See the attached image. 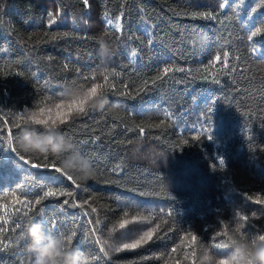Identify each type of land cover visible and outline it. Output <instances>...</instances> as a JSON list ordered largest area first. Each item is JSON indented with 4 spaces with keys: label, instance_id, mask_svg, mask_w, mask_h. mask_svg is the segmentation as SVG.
Segmentation results:
<instances>
[{
    "label": "trees",
    "instance_id": "obj_1",
    "mask_svg": "<svg viewBox=\"0 0 264 264\" xmlns=\"http://www.w3.org/2000/svg\"><path fill=\"white\" fill-rule=\"evenodd\" d=\"M222 2L0 0V120L5 122L0 124V205L12 203L2 199L5 193L34 202L49 189L72 192L42 200L29 215L50 236L75 231L73 246L91 264H165L170 256L169 264H191L183 254L192 249L181 247L189 231L197 237L196 264L203 249L229 260L233 248L217 233L225 225L231 232L237 213L249 217L240 221L246 235L264 234V203L257 202L264 200V32L247 39L250 31L264 28V0H227L221 10ZM204 13L215 18H204ZM117 17L119 30L107 23L112 19L115 24ZM197 34H207V44L190 43ZM102 43L109 54H102ZM132 50L137 51L134 60ZM223 51L229 52V69L236 71L220 76L216 84L200 70ZM221 66L222 60L216 68ZM165 67L184 71L163 76ZM105 70L120 74L111 79L117 89L126 86L129 95L109 91L103 109H89L60 125L97 170L95 179L74 185L43 166L42 159L17 150L21 128L13 127L14 115L36 111L42 101L49 107L61 103L71 87L101 83ZM93 75L96 81L89 79ZM136 125L145 128L142 138ZM219 156L226 161L224 168ZM79 204L85 208L73 206ZM41 212L55 228L43 222ZM140 215L150 220H133ZM27 220L21 212L2 225L7 231L0 239L12 243L0 251V264H35ZM122 221H128L124 229L118 227ZM157 224L151 241L122 249ZM96 237L111 245L105 246L107 256Z\"/></svg>",
    "mask_w": 264,
    "mask_h": 264
},
{
    "label": "snow or ice",
    "instance_id": "obj_2",
    "mask_svg": "<svg viewBox=\"0 0 264 264\" xmlns=\"http://www.w3.org/2000/svg\"><path fill=\"white\" fill-rule=\"evenodd\" d=\"M83 3L85 5L88 4V0H83ZM227 5V0H223V2L220 4V9L223 10ZM51 19L49 21L50 24H54L56 22V17L52 16V14H49ZM108 12L106 11L104 13V16L107 18L108 17ZM204 18H209V19H214L215 17L210 14V13H204L200 14ZM120 17L116 18L115 24H113L112 19H108L107 23L110 25H113L116 29H120L121 25L119 23ZM147 31V29H146ZM261 32H264V28H256L254 31H250L247 39L248 40H253L254 37H256L258 34ZM253 52L255 51V47L253 46ZM131 58L134 60L137 57V51L132 50L130 52ZM222 60V66L217 69L216 64L217 62H220ZM173 71H184L182 68H170V67H165L163 69V76H167L168 73L173 72ZM202 73H209L212 76V80L214 83L219 84L221 80L219 79L220 76H227L230 75L232 72H235V68L229 69V52L228 51H223L222 55L220 52H217L215 55L214 60L206 66L204 69L200 70ZM100 75L103 77V80L101 83H92L90 87L85 88L84 85L78 86L79 89L83 90L82 95H75L71 96L68 99L62 101L61 103L55 104L51 107H49L44 101L41 102V105L37 106L36 111L28 112L25 111L24 113H19L14 115L13 119V127L15 128H21L22 125L28 123L30 120L34 124L42 125V124H51L53 126H60L64 125L69 121L70 119H74L75 116H79L81 114H87L89 109H94L90 107V102L94 100L97 96L101 94L107 95L109 91L113 93V95H121V96H126L129 95V93L126 91V86H124V90L117 89L115 82L111 79V77H119V73L117 72H108L105 70L104 72H101ZM163 76H157L155 79H163ZM201 78L203 79H209V75H203ZM92 81H96V76L93 75L89 78ZM153 83H155V80H153ZM147 82H144L141 85V88L146 87ZM140 89H137V92H139ZM213 107L210 105L208 108V112L212 113ZM55 114V115H54ZM172 113H166V116H171ZM114 119H119V117H114ZM5 122L0 120V124H4ZM158 125H147V127H154ZM136 129H139L140 132V137L142 138L145 132V128L141 127L140 125L135 126ZM135 130V129H133ZM9 132H11V129H9ZM18 135V134H17ZM70 137V136H69ZM71 138V137H70ZM194 139H199V136L194 137ZM208 140H213L214 137L213 135L209 134L207 135ZM86 142V141H84ZM83 143V142H82ZM184 144H187L188 141L184 140ZM8 145L9 147H12L13 145V138L11 135L9 136L8 139ZM14 150V149H13ZM35 159H42L44 162L43 166H50L53 167L54 170L58 173H62L63 176H66L68 180H70L74 185L77 184V181L71 176L68 175L62 168L58 166L57 159L52 158L49 160V157H34ZM21 159H24L23 156H21ZM218 162H219V167L224 168L226 161L223 156L217 157ZM28 162V161H25ZM37 165H33V167H36ZM117 169H114L116 171ZM26 195V194H25ZM56 195H64V196H73L74 194L72 192H64V191H57L54 189H49L48 191L44 192L43 195L40 197V199L33 201L29 200H24L20 199V197L17 196L16 192L12 193H5L3 196V200H11V204H4L0 205V208H3V214H0V237L3 236V233L7 231L6 228H4L2 225H7L12 218V216H16L18 213L23 212V216L27 217L28 220L27 222L33 221L34 217L30 216L29 213L34 210V205H38L41 203L42 200L51 197V196H56ZM251 198V197H250ZM95 199V198H94ZM257 202L259 203H264V200L257 199ZM65 204H68L69 201L65 200ZM20 205V207H14V205ZM85 204L88 205V208L91 209L92 213L97 212V208L93 207L91 202L85 201ZM85 204H79V205H73L80 207L81 209L85 208ZM38 215L41 217L43 222L45 224H48L50 229L55 228L54 225H51L50 221L48 220V217L43 215V213H38ZM85 215H87V211H85ZM239 217V220L236 223V227L231 229V232L228 230L229 226L225 225L224 226V231L222 233L218 232L217 235H223L227 237V242L228 243H234L235 239L237 236H244L245 232L242 231L244 228V224L241 223L240 221H248L249 217L245 215H241L240 213L236 214ZM125 216H127V213H125ZM133 220H140V221H148L150 220V217H146L143 215L140 216H134ZM40 223V222H39ZM100 221L99 219L96 220V224H99ZM126 223L128 221H122L119 223L118 227L120 229H124L126 226ZM164 223V221H162ZM16 226L18 227L19 224L17 223ZM160 229V224H157L154 228H151L147 231H144L142 235L139 236L137 239H133L132 242L130 243H123L122 244V249H136L149 241L152 240L153 236L159 231ZM56 231H59V229H55ZM96 228H92L91 232L94 233L96 232ZM112 231H115V228L112 229ZM261 233H264V229H261ZM91 234V233H90ZM60 235H64L67 237V241L70 246H73V240L74 237L76 236V232L72 231L70 234H64L60 233ZM23 236V234H21ZM259 237L260 239L264 240V234H254L251 237ZM190 237V240H189ZM96 243L100 245V251L104 253L105 256L108 255V252L105 251V246L108 245V242L106 240L102 241L100 240L99 237H96ZM197 237L196 234L192 231H189L185 234L184 239L181 240V247H187L191 248L192 251L185 252L183 255L186 259L191 260V264H196V251H195V243H196ZM12 241L9 239L8 242H4L3 239H0V251H4L9 247V244H11ZM111 247V245H108ZM223 245H216V247H222ZM120 247H117L115 250L120 251L122 250ZM173 254L177 252L176 248H173L171 250ZM173 260V257L170 256L168 260L165 262V264H169L170 261ZM219 264H240V261L237 260L235 257H232V260H220Z\"/></svg>",
    "mask_w": 264,
    "mask_h": 264
},
{
    "label": "clouds",
    "instance_id": "obj_3",
    "mask_svg": "<svg viewBox=\"0 0 264 264\" xmlns=\"http://www.w3.org/2000/svg\"><path fill=\"white\" fill-rule=\"evenodd\" d=\"M207 34L195 35L190 43L197 46L207 44ZM101 52L109 54V46L102 43ZM78 87L69 89V96L82 95ZM109 102L105 94L97 96L90 102V107L103 109ZM39 126V127H37ZM18 151L38 157L57 159L58 166L77 182L86 183L97 176L92 161L85 157L77 148L72 138L60 131V126L51 124H34L30 120L24 124L15 138ZM27 233L32 237L29 252L35 257V264H91L86 254L78 248L70 246L64 235L50 236L45 232L44 225L31 221L27 225ZM233 254L240 264H264V240L248 235L237 236L234 243H229ZM210 249H203L198 257V264H219Z\"/></svg>",
    "mask_w": 264,
    "mask_h": 264
}]
</instances>
